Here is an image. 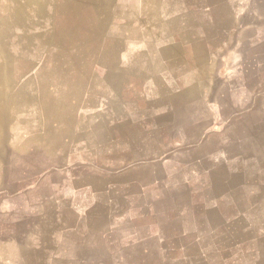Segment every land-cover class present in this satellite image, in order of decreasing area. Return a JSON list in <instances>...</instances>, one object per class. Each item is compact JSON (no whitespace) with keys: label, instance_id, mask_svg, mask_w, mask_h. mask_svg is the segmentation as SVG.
I'll list each match as a JSON object with an SVG mask.
<instances>
[{"label":"crops","instance_id":"crops-1","mask_svg":"<svg viewBox=\"0 0 264 264\" xmlns=\"http://www.w3.org/2000/svg\"><path fill=\"white\" fill-rule=\"evenodd\" d=\"M248 4L262 22L244 24L243 39L228 41L218 56L222 66L216 67L215 50L201 64L200 39H184L172 28L174 33L166 26L152 25L139 39H129L131 54L120 55L117 70L109 72L111 77L130 80V85L112 84L109 97L100 98L94 110L87 112L89 118L104 130L133 125L145 129L106 142L112 151L128 153L127 166L112 172L106 188L103 174L95 186L88 182L93 165H79L69 169L64 200L57 202L53 196L55 213L61 206L74 209L78 199L89 196L92 206L128 209L127 219L119 220L120 214L112 217V223L127 225L125 231H113L117 248L108 251L112 257L104 264H263L264 29L260 27H264V0H248ZM181 5L171 0L163 10H180ZM113 10L121 9L117 5ZM123 10L138 9L128 5ZM207 26L216 30L214 21ZM249 27L252 36L246 33ZM233 52L239 62L234 72L227 62L232 63ZM127 96H136L146 106L137 107ZM104 140L105 136L93 146L75 145L70 154L91 159L104 149ZM121 141L125 146H120ZM136 158L144 161L138 170L130 161ZM141 174L154 176V181L138 183L135 176ZM39 201L27 197L22 205L33 208L40 206ZM136 209L159 217L160 226L138 234L130 214ZM32 216L17 218V227L39 215ZM32 232L31 241L20 228L16 237L7 240L14 241L16 254H33V264L56 256L63 264L73 259L88 264V236L75 226L63 220L46 229L35 226ZM62 233L63 238H58ZM0 255V264L12 263L5 251ZM15 259L12 264H24Z\"/></svg>","mask_w":264,"mask_h":264},{"label":"rangeland","instance_id":"rangeland-1","mask_svg":"<svg viewBox=\"0 0 264 264\" xmlns=\"http://www.w3.org/2000/svg\"><path fill=\"white\" fill-rule=\"evenodd\" d=\"M178 1L182 4L180 10H163L171 0H0V252L5 251L10 262L20 258L24 264H33L35 260L33 254H16L14 241L7 240L16 237L19 228L31 241L35 226L46 229L63 220L88 236V264L108 263L112 257L108 251L117 248L113 231H125L123 226L127 224L112 223V217L120 214L123 216L119 220L127 219L128 209L92 206L89 196L78 199L74 209L57 208L59 217L53 196L57 202L64 200L70 168L93 165L87 173L88 182L95 186L96 178L103 174L106 188L112 172L128 164V153L112 151L106 142L112 137L122 140L128 134L136 135L144 126L104 130L87 112L94 110L100 98L109 97L112 84L120 88L130 85V80L109 75L117 70L120 55L131 54L129 39H139L138 35L152 25L166 26L181 38L201 40V64L207 63L209 51L212 56L215 50L219 67L222 64L218 56L228 41L243 39V25L262 22L255 10H248V0ZM117 5L121 10H113ZM128 5L138 10H123ZM212 21L215 31L207 26ZM246 33L253 35L250 27ZM236 55L232 53V63L227 61L232 72L239 66ZM133 86L137 92L136 82ZM127 97L139 108L146 106L136 96ZM104 136V149L98 151V156L85 161L79 154H70L75 145L93 146ZM120 146H125L122 141ZM130 161L135 163V170L143 167L142 159ZM135 177L142 184L154 181V176ZM27 197L40 199V206H23ZM165 210L171 213L170 207ZM130 214L131 225L140 235L160 226V218L148 210L136 209ZM31 215L39 216L17 227V218L30 220ZM60 236L63 238V233ZM56 257L41 262L63 264ZM260 257L264 264V254ZM81 261L73 259L65 264H83Z\"/></svg>","mask_w":264,"mask_h":264}]
</instances>
